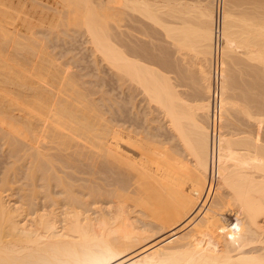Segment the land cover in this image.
<instances>
[{
	"label": "bare ground",
	"instance_id": "obj_1",
	"mask_svg": "<svg viewBox=\"0 0 264 264\" xmlns=\"http://www.w3.org/2000/svg\"><path fill=\"white\" fill-rule=\"evenodd\" d=\"M236 1L237 0H234V1L233 0H190V1L189 0H186V1L185 0L184 1H181V0L180 1H174V0L173 1L172 0H67L66 2L63 1L66 3L65 7L68 8L67 10H69V12L72 13L71 14L72 19L78 26L77 28H81L84 32L79 31L80 29L78 30L77 28L74 31L76 32L78 30L79 32H82L83 34H86L85 36H87L86 38H88V42L90 43L91 48L93 50L92 52H94L93 54L99 56L100 59L111 68V70L113 69L114 72L119 74L118 76H122L123 80L133 82L132 84L135 83L136 85L138 84L141 87L139 88L142 89V91L145 93L150 104L152 103L153 106L161 110L160 113L161 114L163 113L162 117L164 118L165 123L167 124V127H169L170 131L174 133V137L177 140V143L180 144L182 151H184V153H186L188 157V160L185 161L184 164H180L179 161L176 160L177 159L176 157H175L176 159H174V157L169 155L170 152L167 154L165 153L166 152L165 150V152L162 153L160 151L161 153L158 154L159 151L157 150L158 151L157 154L161 156V158H159L158 160L155 159L156 162L155 160H153L155 162V164H152V167L154 165V168H153L154 170L152 169L154 171V174L151 173V177L153 176L152 180L154 179L153 184L152 182L151 184L153 188L155 189V191L153 192V190L151 189L152 192L149 191V194L142 192L143 194L145 193L147 195V196L146 195L144 196L146 197L145 198L146 201H144L142 206L138 203L142 207V209H144V212H145V214L143 213L144 217L146 216L147 218L156 221L158 224L157 228L159 230H164V231L165 230L173 231L174 229H177L178 227H184V225L189 222L195 224L197 223L196 219L194 218L196 215L200 217L201 222H200V225L198 224V226L191 228L192 230L190 229L191 231L189 232H187L188 231L187 229L183 228L186 231V232L183 231L185 232L183 233V235H185L184 237H182L183 236L182 235L180 238V236L178 235L180 234L179 232L178 234L176 232H173V233H170V235H174L175 233L176 234L175 236L166 235V236H162V238L159 236L158 240H155V238H157L158 236L153 238L154 233L151 232L148 234L147 231L145 232H143L142 230L139 231L136 226V223L133 224L132 221L131 223L129 222L130 213H128L127 208H128V203L130 204V200H129L130 197H127V195L124 192H127V193L134 192L132 184L135 183L134 182L135 180H133L132 184L130 182L132 180L129 181L130 178L126 180L127 177L132 176L130 175V173H134V172H130L129 176L127 177L125 176L126 179H124L123 170L125 169V171H127L128 162L131 160V158L136 157L134 153L136 154L135 150L138 148L136 147L135 149L134 147H131V146L139 142V144L137 143V145L138 147L139 146L141 147L139 150L140 152L142 149H143L142 152H144L145 150L149 151V149L147 150L145 148L146 147L144 145L145 143L140 144V141H141L140 139H137V141L134 140L135 138H133L131 129L130 131V130H125V128L117 129V127H115L117 130L112 128L110 132H107L106 140H103L102 138H100L103 141H105L104 146L101 145L102 143L100 144V146L104 147V150L102 149L103 147H101V149L98 148L99 143L97 144L95 141L96 139L95 137H100L98 136L99 133H97V135L95 134V137H94L95 143H93L94 144L93 147L91 145V149L93 150H94V146H95V150L97 148L100 150H103V151H100V150L99 151L96 150V151L97 153L102 152V154L100 153L99 154L101 156L103 155L104 159L107 160L108 162L107 163L108 164L107 166L108 177L106 178L108 182L106 181L107 182L106 187L115 188V189L111 188L107 190L105 188L106 194L109 195L108 197H110V199L112 198L111 200L106 202V207H103L104 200L97 198L101 196V194L99 195L98 190H96L97 191L96 193H98L97 195H94L95 193H93L94 196L92 194H89L92 192V190H89L91 192L87 193L90 195L88 196L91 198V195H92L93 197L90 199L88 198V196H86L87 199H85V198H82L84 196L82 197L80 196V198H78L79 195L74 196L75 193L72 192L73 190L71 188L72 190L71 193L72 194L74 193V194L70 195L72 196L71 198L69 197V194L67 192L68 194L67 197H64L68 199L67 200L68 202H70V203H67V201L65 200L66 201L65 203H67L70 206L67 210H65V212H63L64 213L63 215L61 213L56 214L54 210L48 211V210L42 209L43 207H38L39 209L36 207L38 210H34V211L33 209H31L32 210L31 213L25 210L26 211L25 213L24 209L19 208L18 205L17 206L10 205V202H8L5 199V196L3 195L2 187L10 183V178L8 177H10L11 174L10 175L5 174L2 178H0V182L2 184V185L0 184L1 185V188H0V264H264V251H263L264 248H262L263 249L262 252H258L260 250L258 249L260 248L258 246L264 244V135L260 133H255L250 128H248L247 130L243 129L239 125L238 127L236 125L235 126L236 128L235 127L232 128L229 125L230 122L228 123V126H227L224 124L225 122L223 119L221 120H223L222 123L224 125L219 120L217 123L216 113H214L215 114L214 118H216L215 124H213L212 126L211 124H209L211 114L214 111L215 112L222 111V113L223 112L227 113L230 109L232 110L234 109L236 110V112L238 111L239 113H243V115L246 116V119L248 118L247 119L248 122L249 120L254 121L258 123L259 126L260 124L262 125L264 124V102L259 105L260 108L259 106H257V104H259L258 101H260V100H257L258 95H256V97L252 95L253 98H251L252 96L249 97L251 100V102H249L250 100L249 101L247 100L248 95L245 96L246 99L244 98L245 100H243V98L241 99L238 96H234L235 93L233 94V96H231L232 93L231 95L228 94V90L230 89V86H229L230 84L226 80L227 78L226 74L228 73L224 72V66L226 67L225 65L226 58H230L237 63L239 62L242 63V61L240 60H243V62L245 61L244 63L248 64L249 67L251 66L252 69L254 70V72L252 71V76L254 75L253 77L254 79L256 78L255 77L256 75L257 77H260L262 74V76L264 77V0H240V3L239 2L237 3ZM112 2H118L122 8L124 9L127 8L128 11H132L131 12L132 14L133 13L139 14V16H142L146 20H148L147 21L148 23L150 22V24L152 23L153 26L155 25V28L158 27L159 28L158 30H161L163 32L162 34H164L165 38L167 39V42L169 41L170 45L171 46L173 45L177 53L182 56L181 62L183 64H184L183 60H185L186 62L187 58L189 59L193 58L196 60L195 62L196 67H198L197 71L199 72V76L201 75L200 84H202L201 85L202 86V91H201L202 97L200 98L199 101H197V99H199L198 97L197 99H195V101L194 100L191 101V98H190V101L188 98H185V95L182 94V92H180V90L177 88L176 84L174 83L175 81L173 80L172 74L170 75L168 70L165 71L159 66L152 64L150 62H146L142 58L135 56L133 51L132 53L129 52V50L123 48L124 46L122 47V45L118 43V40H115L113 38V35L115 37L116 34H113L114 32H112L111 30L113 29L112 28L113 22H111L112 20L110 18L114 17L116 13L114 12V16H111V15L109 16V14L106 15L107 14L106 10L114 6V5L111 6L112 4L110 3ZM245 4L247 5V7H245ZM5 7L6 5L4 6V3L2 1L0 3V13L2 14L0 16V54L3 53L4 55L8 56V53L11 52L10 51L11 49L9 50V48L12 47L13 43L20 45L21 47L23 45L24 46L28 45L26 46V48H29V50L31 49L34 51H39L40 49L43 50L44 49L43 47L37 50V46L35 47L36 49H33V47L35 46L34 42L38 40L34 39L35 40L34 41L32 39V36H31L32 33L29 36L30 38H28V35L26 34L24 36V34L23 35L18 34V33L14 34V31L13 32L11 31L10 27L11 25H13L11 22L12 21L11 19H13L14 16L12 14H7L9 12L8 11L9 9ZM62 7L65 8L64 5H62ZM50 8H52L53 10L56 9V7L55 8L49 7V9ZM49 9L47 11H49ZM110 10L113 11V9H109V11ZM57 11L55 10L54 12L56 13ZM60 11L62 12V9ZM65 12H66V9L64 13ZM101 12L106 13V14L101 15L100 14ZM121 13H123V11ZM131 13L128 12V15L127 14L125 15L129 16ZM58 15L62 18L63 12H62V16L60 14ZM123 15L122 17L125 18ZM131 17H134V16H131ZM63 18H67V17L63 16ZM70 18L71 17H69V19ZM118 18L116 16L117 21L120 19ZM63 21L64 23L59 22V24L60 23L65 24L66 21L65 20ZM75 23L74 24L72 23V24L75 25ZM62 24L58 27H63ZM56 25H57V22L55 26ZM68 29L69 28H67L66 30ZM73 29L74 28H72L69 32H72ZM41 31H43V29L40 30V32ZM64 33L67 34L68 32L66 31V32H63V34ZM34 34L35 33H33L32 35ZM49 34L51 35L50 32ZM56 34L58 33H54V36ZM22 36H24V38L27 36L26 40H22L23 39ZM14 46H13L12 52L14 51ZM22 48L25 50V47H22ZM4 49L7 52H5ZM15 49H18V47ZM18 51H21V50H17V53H19ZM22 52L24 54L23 50L20 53ZM28 53L29 52H27V54ZM32 53L34 54V52ZM43 54L41 53L40 55L42 56ZM4 55H2L4 59L9 58L10 56L9 55L7 57ZM24 55L22 56L24 57ZM28 55H26L27 58H28ZM23 57H20V58H23ZM4 59L2 60L4 61ZM177 59H178L177 61L179 64L181 57ZM2 60L0 58V61ZM5 61L7 62L9 60H5ZM4 63L2 62L3 65L0 63V69L4 68L6 71V75H7V77H5L7 79H4V81H0V82H4L3 88H5L8 84H9L8 86L12 85L14 87L15 83H17L19 86H23L26 83H31L30 81L36 77L35 74L31 72V69H33L32 67L31 68L29 67L30 70H28L25 67L23 72L21 71L22 73H19L20 75H22V78L20 75H19L20 77L19 78L18 75H16L18 73H15L14 71H12L11 70L12 68H10L9 65L7 66V63L6 65H4ZM18 64H20L19 61H18ZM178 64L177 66L180 65ZM246 64H243V65H246ZM21 67L24 68V66H21ZM16 68H19V67H16ZM58 70L59 69H57V71ZM60 70H63V69H60ZM65 70L64 72H66ZM13 73H15V76L13 75ZM69 74L70 73L66 74L68 76L65 75L67 79L69 77ZM12 75L15 78L17 77L15 83L13 82L15 80H12L14 78ZM60 75H59V78H60ZM63 75L64 74H62L61 76ZM65 76H63V78L61 79H64ZM37 78L35 80H37ZM40 78H42V76ZM40 78L38 79V82L39 80H41ZM66 80L64 81L66 82ZM69 80H68V83L69 82L71 83L72 82L71 79ZM49 81H52V80L49 79ZM44 82H46V80ZM18 85L16 86L17 87L16 90L19 87ZM26 85L23 87V90L26 87ZM74 85L75 84H73V86ZM39 87H41V85L38 86L37 88ZM19 88H22V87H19ZM42 88H45V86L41 87L40 89ZM0 89H2V87ZM51 89L53 90L52 87L50 88V90L48 89L47 90L52 91ZM56 89L57 88H55V90ZM74 89L77 90V88H74ZM4 90L7 92V90L9 89L5 88ZM31 91H30L29 97L32 98L35 92L33 91L31 92ZM34 91H36V94H38L36 89ZM38 91H41V90H38ZM78 91L79 90H77V92ZM2 92L0 93V98L2 97ZM59 92H62V90L61 91L59 90ZM4 93L5 92H3V95ZM54 93L56 94V91ZM16 94L18 96L19 93H16ZM7 95L8 97L6 98ZM7 95H5V98L7 100L6 99L3 100L4 103L5 104H10L9 102L13 103L14 102V101L12 102L13 98L10 99L11 101L7 102L9 100L8 98H10L9 94ZM51 95H54V94H51ZM51 95H50V98H51ZM38 96L41 97V96H44V94L41 96L40 95ZM56 96L54 95L53 97L54 100L57 99ZM65 96L66 97L64 96L63 97L64 98L68 97L67 94ZM3 97L1 98V100L3 99ZM32 99L33 101H36L34 100L35 99L34 96ZM5 100L7 103L5 102ZM37 100H39V103H40V101L43 100V98L41 100L37 98ZM3 101H1L0 103V115L3 112H5V109L3 110L2 108V105H4V103L2 104ZM19 101L20 100H18V102ZM45 102H48V101L46 100ZM58 103L59 102H57V104ZM250 103H255L256 105L254 104L251 105ZM13 104L12 105L10 104V106H13V107L18 106V103L16 104V102ZM60 104L61 103H59V105ZM34 105H35L34 103H32V105L30 104V107L33 106L34 108L33 107L32 108L35 111V113H32V114H37L38 112L36 113L35 107H38L37 106L38 104H36L35 106ZM54 105L55 104H53V107ZM20 106L22 108V105ZM23 106H26V105L23 104ZM73 106L75 107L74 104ZM39 107H42V106L40 105ZM255 107H257L256 108L257 110L255 109ZM7 108L9 107H6V109ZM45 108L47 109V107ZM14 110H17V109H14ZM25 110L29 111V109H25ZM25 110L24 112H26ZM32 111L33 110L31 109L30 112ZM54 111H55V108H54ZM231 111H229V113ZM45 112H50V111L45 110ZM14 114L16 113H13L11 115L13 116ZM25 114L26 113H24V115ZM19 115L21 114L19 113ZM130 115H132V113ZM2 116L4 115L2 114ZM35 116L38 117V114ZM46 116L47 114L45 115V117L41 115L43 119L46 118ZM39 117H40V113H39ZM10 118L8 117L9 120ZM74 118L77 119L76 117ZM206 118L209 119V123H207V120H205ZM234 118H236V116H234ZM16 119H14L15 124H16ZM58 119H61V118L58 117ZM4 120L6 122V119ZM69 120H72V118H70ZM226 121L228 122V120ZM233 122H235V120ZM113 123L114 121L112 122V125ZM53 124H56V123H53ZM68 124L70 125V123ZM235 124L236 123H234V125ZM258 124L256 125L258 126ZM256 125L254 127H256ZM132 126L134 127V125ZM90 127L91 126H89V128ZM54 128H56V126ZM75 128L76 127H74V129ZM106 128H102V130L103 129L105 130ZM8 130H11V129H8ZM108 130H109V127H108ZM89 132L91 131L89 130ZM100 132L102 135L103 131H100ZM117 132L121 133V135H116ZM134 132L135 131H133V133ZM0 133L4 134V132H0ZM73 133H76V132H73ZM33 134L36 135L35 132ZM104 134L106 133L104 132ZM16 135L18 134H15V136ZM11 136H13V133ZM5 137L8 138L9 135ZM5 137L3 139H5ZM15 138L17 140L16 139L14 140V137L13 138L11 137V139L16 141L18 150H15L17 149L16 146L14 149L12 147L13 150L11 151L12 155H9L10 157L14 156V157H17L18 159L19 157L21 158L25 156L26 158V157H30L31 154L33 155V152L28 153V151L31 150L30 148L32 146L31 142H34L33 138H35V136L32 138V141L30 143H27V144H30V147H29L30 150H28L29 148H26V146L22 148L23 147L22 145H25V144H22L24 143V141L21 143L22 147L20 145L18 146L20 142H17V141L19 139L17 137ZM9 139L10 137L6 139V142L9 141ZM145 139H147V136H145ZM130 142L131 143L136 142V143L130 146L131 144ZM12 143L14 144V142ZM85 143L86 142L84 141V144ZM33 145H36V144H33ZM170 146L173 147L174 145L169 144V148ZM159 148H162V147H159ZM171 150L173 151L175 149L173 148ZM175 152L173 151L171 153L174 154ZM146 153L143 155H146ZM178 153H177V156H178ZM143 155H141V157ZM34 156L35 155H33V157ZM37 157L34 159L36 160ZM178 157H181V156H178ZM94 159H98V158L96 157ZM140 159H137L138 162H140L139 161ZM31 160L32 158H30V161ZM39 160H40L39 162H41L43 159L41 160L40 158ZM133 160L135 161L136 158L132 159L133 163L130 162L131 164L129 167H132L131 168L132 170H133V166H135L136 164L138 167L139 165H141V164L138 165V163L137 162L135 163ZM143 160H144V157L141 160V162ZM27 162H28V159H27ZM29 164H31V162ZM97 164L98 163H96V166ZM132 164L133 166H131ZM190 165L193 167L196 173L195 175L188 173V169ZM31 166H34V165L31 164L29 167L30 169H33ZM39 166L41 167L40 164ZM43 166L41 168L39 167L38 168L42 172L40 176H42V178H46V176L49 175V172H50L49 170H52L51 169L52 167L49 165L51 167L49 169V167L44 166L47 169V170L45 169L48 172L47 173L44 170ZM135 168L137 169L136 166ZM94 169H97V168L94 166ZM140 170H141V167L139 168V171ZM33 172L35 173L34 170ZM138 172L136 171L137 174ZM44 173L46 174V176L44 175ZM52 174L50 175L52 176ZM51 176L48 179L49 181H51L50 180ZM12 177L14 179V176ZM34 178L35 176H33V180L37 179L38 177H36L35 179ZM42 178L41 180H43ZM132 179H134V176L132 177ZM48 180L46 181L47 185L50 184V183L48 184ZM61 181L59 184H61ZM42 182L44 183L45 180H43ZM214 182H218V184H220V186L227 189V191H229V194H230V198L225 197V195L223 194L226 200L225 203L228 205L224 204L222 206L224 210L222 208L221 209L224 212H220L221 210L218 208L219 214H220L218 216L217 215L212 216L214 214L210 210L212 206L211 207L207 206L209 205L208 204V200L210 199L209 195L211 193L210 191H212L213 189L212 187L214 186L213 185ZM45 184L41 186H44ZM101 191L99 190L100 193ZM63 192L66 193V190H63ZM63 192L62 194H64ZM105 192L102 195H106ZM136 195L137 197H139V193H136ZM140 196L142 195L140 194ZM221 198H223V196ZM80 199H83V201ZM98 199L102 200L103 202H100ZM127 200L129 202L125 204V201L127 202ZM83 204L89 205V206L92 205L93 208L91 207L92 208L91 209L89 206H83ZM224 206H227V207H224ZM21 209L24 212H22ZM91 210H92V213L90 212ZM211 213L213 214L211 215ZM216 214H218V212H216ZM229 216L234 217L235 219L230 220L231 218ZM201 235L209 237V239L200 237Z\"/></svg>",
	"mask_w": 264,
	"mask_h": 264
},
{
	"label": "rangeland",
	"instance_id": "obj_2",
	"mask_svg": "<svg viewBox=\"0 0 264 264\" xmlns=\"http://www.w3.org/2000/svg\"><path fill=\"white\" fill-rule=\"evenodd\" d=\"M2 1L4 3V6L6 5V7L9 9L8 10L9 12L7 14H12L14 16L13 19H11L12 20L11 22L13 24L10 27L11 31L12 32L14 31V34H16V33L21 34V35L24 34V36L26 34V35H28V38H30L29 36H30L31 33L32 34L35 33L36 36H35V34L34 35L31 34L32 39L33 40L36 39L38 41L34 40L35 41L34 42L35 46L33 47V49H36L35 48L36 46H37V50L39 48H42V47L44 48L43 50L40 49L39 51H34V50L31 49L32 47L30 48L31 50H29V48H26V46H28V45H26V46L23 45L22 47H25V50H24L20 45H17L16 43L14 44L12 42L16 47L12 44V47L9 48V50L11 49L10 51L12 52L13 46H14V51L13 52H15V53H13V52L12 53L11 52L8 53V56L10 55L9 58H7L8 56L4 55L2 52H1L2 54H0L1 60L4 59V57L2 55L7 56V57H5L7 59H4V61L3 60L0 61V63L2 64V62L3 63L5 62L4 65H6V63H7V66L9 65V67L12 68L11 69L12 71H14L15 73H18V74H16V75H18V77L20 75L19 73H22L23 70L25 69V67L28 70H30L29 67L30 68L32 67L33 69H31V72L34 73L35 76H36L35 78L33 77L34 79L30 81L31 83H26L27 85L24 84L23 86H19L17 83H15L17 77L15 78L14 77L15 73H13L14 76L13 75L12 76L14 78L12 77L13 78L12 80H15V81H13L15 84H14V87L10 84L12 86L11 87V86H8L9 85L8 83H6L8 85L6 86V84H5V86H6L5 88L9 89V90H7V92L4 90L5 88H3L4 82H0V86L2 85L1 87L3 89V90L0 89V93L2 91L5 92L4 95H3V92H2V97L3 96L4 97H3L2 100H1L2 97L0 98V103H1V101H3L4 99H6L8 97L7 94H9V96H10V98H8L9 100L7 102L11 101L10 99L13 98L12 102L14 101L13 103L16 102V104L18 103L17 107H13V106H10V104L12 105L13 103L9 102L10 104H5L4 101H3L2 104L4 103V105H2V104L1 105H2L3 110L5 109V112L2 113L4 116H2V114L0 115V118H1L0 119V124H1L0 125V132H4V134L0 133V135H1L0 136V178H2L5 174L6 175H10L11 174V176L8 177V178H10V183H8V185H4L6 187H4V186L2 187L3 195L5 196V199L8 202H10V205H12V206H17L18 205L19 208H22V209H24V211L26 210V211H28L30 213L32 212L31 209H33V211H34V210H38L39 209L38 207H43L42 209H45V210H48V211H53L54 210V212L56 214L61 213L63 215L64 214L63 212H65V210H67L69 208V206H70V205L67 204V203H70V202L67 201L68 199L64 198V197H67L68 194H69V197H71V198H72V196H70V195H73L75 193L74 196L75 195H77V196L79 195L78 198H80V196L81 197L84 196L82 198L87 199L86 196H88L89 194L93 195V193H95L94 195H97L99 193V195L101 194V196L98 195L99 197H97V196L96 197L100 198V199H103L104 202L102 200H99V199L98 200L100 202H103V204H104L103 207H106V202L111 200L112 198L110 199V197H108L109 195L106 194L105 188L107 190V189H111L113 187H111V188L110 187H106L107 186V182H108V180L106 179L108 177V175H107L108 174V172H107V166H108L107 163L108 162H107V160L104 159L103 155L102 156L100 155V154H102V152H99L100 153L99 154V153H97V151H99L101 149V147H103L105 145V141H103V140H106L107 132H110L112 130V128L116 129L115 127H117V129H119V128H122V129L125 128V130H130L131 129L133 138H135L134 140L137 141V139H140L141 140L140 144L141 143H145L144 144L146 146L145 148L147 150L149 149V151L145 150L147 153L145 151L142 152V150H143L142 149L141 150L142 153H141L139 151L141 147L140 146L138 147V145H137V143L139 144V142H137V143L134 142L136 144L130 142L131 143L130 146L134 144L131 147H134L135 149H136V147L138 148V149L135 150L136 154L134 153V155L136 157H133V158H136V160L135 161L133 160V161L135 163L137 162L138 165L139 164H141V165H139V167H138L137 164H136L135 165L137 167V169H136L135 166H133V164H132L131 166H133V170L135 168V170L133 171L131 169L132 167H129L130 164L133 163L132 162L133 158H131V160L129 158L130 161L128 162V166H127V171L128 172L125 171V169L123 170L124 179H126V177L129 176L130 172H134V173H130V175H132V176L131 177H127L126 180H128V178H130L129 181L132 180V181H130L131 184L133 183V180H135L134 181L135 183L132 184L133 190H134V192H132L133 195L130 192H128L129 194L127 192H124L127 195V197L131 198V199L129 198L130 204L128 203L129 202L128 200H127V202L125 201V204L128 203L127 211H128V213H130L129 217H130L131 220L129 219V222L131 223V221H132L133 224L136 223V226H137L139 231H141V230L143 232L147 231L148 234L151 233V232L154 233L153 238L158 236L157 238H155V240H158L159 236L162 238V236L170 235V233H173V232H176L177 234L179 232L180 234H178V235L181 238L183 233L186 232L185 229H187L188 230L187 232H189V231L192 230L191 228L198 226V224L200 225V222H201L200 221V217L198 215H196L194 218L196 219L197 223L193 224V223L189 222V223H186L184 225V227H178L177 229H174L173 231L172 230H170V231H166L165 230L164 231V230H159L157 228L158 224H157L156 221H154L152 219H149L146 216L144 217L143 213L145 214V212H144V209H142L141 206L144 203V201H146V199H145L146 197H144V196L146 194H149V191H151V189L153 190V192L155 191V189L152 186V184L154 182L153 181L154 179L152 180L153 176L151 177V173L154 174V171H153L154 170L153 169L154 165L152 167V164H155L156 160L161 158V156H159L158 154H160L161 152L162 153L165 152V150H166L165 153H167V154L169 152L171 153L173 151L174 152L177 151L174 154L171 153L172 155L169 153V155L174 157V159L177 158L176 160H178L180 164H184V162L188 160V157H187L186 153H184V151H182V148H181L180 144L177 143V140L174 137V133L170 131L169 127H167V124L165 123V120L162 117L163 113L162 114L160 113L161 110L156 108L155 106H153L152 103L150 104L149 100L147 99V96L142 91V89H140L141 87L138 84L137 85L135 83L132 84L133 82H130V81H127V80H123V77L122 76H118L119 74L114 72L113 69L111 70V68L107 64H105L100 59L99 56L93 54L94 52H92L93 50L91 48L90 43L88 42V38H86L87 36H85L86 34H83L82 32H79V31H83V30L81 28H77L78 26L76 25V23L72 19V15H71L72 13L69 12V10H67L68 9L67 7H65V4H66L65 2L67 0H1V2ZM63 1H65V2H63ZM174 1H180V0H174ZM181 1H184V0H181ZM236 2L240 3V0H237ZM110 4H112L111 6H113V5L115 6V8H114V6L113 7L110 6L111 8H109V9H113V11L112 10L109 11V9H108V10H106L107 14L103 13L105 11L101 12L100 14L101 15L102 14H104V15L105 14L106 15L109 14V16L110 15L114 16V12L116 13V15L114 16L115 18L112 17L114 19L110 18L112 20L111 22H113L112 23L113 27L111 26L113 29H111V30H112V32H114L113 34H116L115 37L113 35V38L115 40H118V43H120L122 45V47L124 46L123 48L129 50V52L132 53V51H133L135 56H137L139 58H142L146 62H150L152 64H155V65L159 66L160 68L164 69L165 71L168 70L169 74L170 75L172 74L173 80L175 81V82L174 81L173 82L176 84V86L180 90V92H182V94L185 95V98H188L189 101H190V98H191V101L192 100L195 101V99H197V97H198L199 99H197V101H199L200 98L202 97V94H201V91H202V86L201 85L202 84H200L201 83L200 82V79H201L200 76L201 75L199 76V72L197 71L198 67H196V63H195L196 60L193 59V58H190V59L187 58L186 62H185V60H183L184 61V64H183L181 62L182 61V56L177 53V51H176V49L174 48L173 45L172 46L170 45L169 41H168L169 43L167 42V39L165 38L164 34H162L163 32L161 30H158L159 28L157 26H156L157 28H155V25L153 26L152 23L151 24H150V22L148 23L147 22L148 20H146L144 17L139 16V14H136V13L132 14L131 13L132 11H128L127 8L126 9L122 8L118 2H112ZM62 5H64L65 8H63ZM49 7H53V8L56 7V9H54V10L52 8L49 9ZM245 7H247L246 4H245ZM119 8H121L122 10L119 9ZM48 9H49V11H47ZM61 9H62V12H63V16L64 17L66 16L68 19L67 18H63L62 12L60 11ZM65 9H66V12L64 13ZM55 10L56 11L58 10V11L55 13L54 12ZM124 10H126V11H124ZM59 11H60V13H59ZM120 11L121 12L123 11V13L124 12H126V13H124V15H123V13H121ZM127 11L132 14V15L130 14L131 16H134V17H131L130 15L127 16L128 15ZM57 13L60 14L62 16V18ZM125 14H127V15H125ZM1 15L2 14L0 13V16ZM122 15L125 18H123ZM116 16H117V18L119 17L121 20L118 18L120 21L119 20L117 21ZM69 17H71V18L69 19ZM63 20H65L68 23L65 22V24H62V23H64ZM56 22H57V25L55 26ZM59 22H62V23L59 24ZM72 23L73 24L75 23V25H73ZM61 24H62L63 27H58ZM66 24H68V25H66ZM53 26H55V27H53ZM71 26L74 29H73L72 32H69L72 29ZM53 28H54V30L56 32L53 30ZM67 28H69V29L66 30ZM76 28L78 30L79 29L80 30L79 31L77 30L75 32L74 30ZM42 29H43V31L40 32V30H42ZM57 29L60 31V33H59V31ZM61 30L63 32L67 31L69 34L68 33L67 34L66 33L63 34V32ZM35 31H37V32H35ZM49 32L51 33V35L49 34ZM53 32L54 33H58V34H56L54 36ZM24 36H22V38H23V39L21 38L22 40H26L27 36L25 38H24ZM119 38H120V40H119ZM31 43H33V42H31ZM31 45H33V44H31ZM17 47H18V49H15ZM20 48H22V49H20ZM9 50H8V52H9ZM17 50H21V51L23 50L25 55L23 54V52L20 53L21 51H18L20 54L17 53ZM5 52H7V51L5 50ZM27 52H29L28 53L29 55L27 54ZM32 52H34V54ZM40 52L42 54L43 53L44 54L41 56ZM22 55H24V57ZM26 55H28L29 59L27 58ZM25 56H26V58H25ZM96 56H97V58H96ZM20 57H23V58H20ZM179 57H181V60L179 61V64L182 65V66H180L178 64V61H177L178 59L177 58H179ZM5 60H9V61L6 62ZM51 60H52V62H51ZM225 60H226V64H225L226 67L224 66V72L228 73V74H226V77H227L226 80L230 84L229 85L230 89L228 90V94L231 95V93H232L231 96H233V94L235 93L234 96H238L241 99L243 98V100H245L246 99L245 96L248 95V97H247L248 101L250 100L249 97H251L252 95L255 96V97H256V95H258L257 96L258 97L257 100H260V101H258L259 104H257V106H259L261 103H263L264 102V99H263L264 98V77L262 76V74H261L260 77H257V75H256L255 76L256 78L254 79L253 78L254 75L251 76V74H250V67H249L248 74L246 73V65H243V64H246V63H244L245 61L243 62V60H240V61H242V63L241 62L237 63V62L233 61L230 58H226ZM230 60H232V61H230ZM15 61H17V62H15ZM18 61H19L20 64H18ZM41 61H43V62H41ZM177 64L179 66H177ZM27 65H28V67H27ZM21 66H24V68L21 67ZM16 67H19V68H16ZM41 67L44 68V69H42ZM67 68H68V70H67ZM16 69L18 70V72H17ZM57 69H59V70L57 71ZM60 69H63V70H60ZM176 69H178V72H177ZM0 70L3 71V72L0 71L1 72L0 81H4V79H7V78H5V77H7L6 71H5L4 68H1ZM19 70H20V72H19ZM37 70H38V72H37ZM64 70L66 72H64ZM253 72H254V70H253ZM61 73L64 74L63 76H65L67 73H70V74L73 73V74L72 75L69 74L68 79L66 77L68 75H66L64 79H61V78H63V76H61L62 75ZM36 74H38V75H36ZM58 74L59 75L61 74L60 78H59ZM1 76H3V77H1ZM20 76L22 78V75H20ZM32 76H33V74H32ZM41 76H42V78H40ZM70 76H72V77H70ZM251 77H252V81H253V87L252 88H251ZM26 78H28V77H26ZM36 78H37V80H35ZM39 78L41 80H39V82H38ZM49 79L52 80V81H49ZM53 79H54V81H53ZM69 79H71V81L73 83L72 82L68 83ZM45 80H46V82H44ZM59 80H61V81H59ZM64 80H66V82ZM102 80H103V82H102ZM34 81H36L37 83L34 82ZM33 84L35 85L36 88L34 87ZM73 84H75L76 86L74 85L75 86L74 87ZM17 85L19 87H22V88L18 87V89L16 90V88H17L16 86ZM25 85H26V87L24 88V90H25L24 91L23 87ZM40 85H41V87L45 86V88H42V89H40L41 87L37 88ZM60 85H62V86H60ZM234 86H235V88H234ZM33 87H34V89H33ZM51 87L53 88L54 91L52 89H51L52 91H48V90H50ZM54 87L57 88V89L55 90ZM74 88H77V90H79L78 91L79 93ZM21 89H22V91H21ZM27 89H29V90H27ZM35 89L37 90L38 94H36V91H34ZM12 90H14V91H12ZM26 90H27V92H26ZM31 90L33 92H35L34 94H36V95H34L32 93L34 98H35L34 100H36V101H33V99H32L33 96L32 95H31L32 98L29 97ZM38 90H41V91H38ZM59 90L60 91L62 90L63 93L59 92ZM44 91H45V93H44ZM55 91H56V94L54 93ZM15 92L19 93L18 96H17V94ZM74 92L77 93L78 95L75 94ZM43 94H44V96H41ZM51 94H54L55 96L57 95L58 96V97L56 96L57 99L54 100V98H53L54 95H51ZM66 94H67L68 97L64 98V97H66L65 96ZM5 95H7L6 98H5ZM38 95H40L41 97H39ZM50 95H51V98H50ZM36 96H38V97H36ZM253 96L251 98H253ZM27 97L30 98V99H28ZM261 97H263V98H261ZM24 98H25V100H24ZM37 98L40 99V100L43 98V100H41L42 103H41V101L39 103V100H37ZM48 98H50V99H48ZM52 98H53V100H52ZM6 100H5V102H6ZM18 100H20V101L18 102ZM46 100L48 102H45ZM26 101L27 102L29 101L31 105H32V103H34L35 105L38 104L37 105L38 107H35L36 108L35 109L36 113L38 112L37 113L38 117L35 116L37 114H32V113H35V111L33 109L34 107L33 106L30 107L29 102L27 103ZM57 102L61 103L62 105L61 104L59 105V103L57 104ZM249 102H251V100ZM22 103L24 105H26V106H23ZM255 103H250V104L251 105L252 104L256 105ZM47 104L50 105V106H48ZM53 104H55L54 107H53ZM73 104L75 105V107L73 106ZM13 105H15V104H13ZM20 105H22V108H21ZM40 105L42 107L44 105V107H43L44 109L42 107H39ZM4 106L9 107V108L6 109V107H4ZM28 107H30V108H28ZM45 107H47V109ZM37 108H38V110H37ZM54 108H55V111H54ZM256 108L257 107H255V109ZM259 108H260V106H259ZM14 109H17V110H14ZM25 109H29V111H27ZM31 109L33 110L32 112H30ZM24 110L26 112H24ZM45 110L46 111H50L51 113L50 112H45ZM231 110L232 109H230L229 111H231ZM10 111L13 112V113H16V114L13 115L15 117H13L11 115L13 113H11ZM19 111H21V112H19ZM229 111L227 112L228 115H227V113H224V112L222 113V111L221 112H218V111L215 112L214 111L211 114L210 123H209V119L206 118L205 120H207V123L211 124V126H212L213 124H215V119L217 118L216 119L217 123H218V120L221 121V123L224 120V122H225L224 124L228 126V123L230 122L229 125L232 128H234L236 125L238 127V125H239L243 129L247 130L248 128H250L255 133H260V134L264 135V124L263 125L260 124V126H259V124L254 122V121L249 120V122H248V120H247L248 118L246 119V116L243 115V113H239L238 111L236 112V110H234V109L230 113H229ZM41 112H43V113H41ZM19 113L21 115H23L24 117L19 115ZM24 113H26V114L24 115ZM39 113H40V117H39ZM52 113L55 114V115H53ZM131 113H132V115H130ZM214 113H216V118H214L215 117ZM218 113H220V114H218ZM46 114H47L46 118L43 119L41 117V115H43V117H45ZM237 114H239V115H237ZM63 115H64V117H63ZM126 115H128V116H126ZM229 115H231V116H229ZM55 116H57V117H55ZM234 116H236V118H234ZM8 117L9 118L11 117L12 119L10 118V120H9ZM18 117L19 118L21 117V118L19 119ZM51 117H53V118H51ZM58 117H60L61 119H58ZM74 117H76L77 119H75ZM222 117H224V118H222ZM227 117L228 118L232 117V118L231 119L229 118L230 119L229 120ZM13 118L14 119L17 118L16 119V124H15V121H14ZM29 118H31V119H29ZM68 118L69 119L72 118V120H69ZM92 118H94V119H92ZM4 119H6V122L8 124L5 122ZM56 119H57V121H56ZM221 119H223V120H221ZM18 120H19V122H18ZM64 120H65V122H64ZM226 120H228V122ZM232 120L233 121L235 120V122H233ZM113 121H114V123L112 125ZM52 122L56 123V124H53ZM108 122L110 123V125H109ZM24 123H26V124H24ZM68 123H70V125ZM234 123H236V124L234 125ZM231 124H233L234 126L231 125ZM256 124H258V126ZM132 125H134V127ZM255 125H256V127H254ZM18 126H20V127H18ZM55 126H56V128H54ZM57 126L59 127L60 130L58 129ZM89 126H91L92 128L91 127L89 128ZM112 126H114V127H112ZM74 127H76V128L74 129ZM93 127H95L96 129L93 128ZM101 127L102 128H106L107 127V128L105 130L104 129L102 130ZM108 127H109V130H108ZM6 128L11 129V130H8ZM26 128H27V130H26ZM22 130H23L24 133L22 132ZM89 130L91 132H89ZM94 131H95V133H94ZM100 131H103L102 135H101ZM133 131H135V132L133 133ZM25 132H27V133H25ZM34 132H35L36 135L33 134ZM73 132H76V133H73ZM104 132L106 134H104ZM12 133H13V136H11ZM97 133L100 134V135L98 134V136H100V137H95V134L97 135ZM15 134H18L19 136L18 135L15 136ZM87 134L88 135L90 134L89 137H88ZM3 135H4V137L9 135V137H10L9 141L6 142V139H8L9 137L8 138L5 137V139H3L4 138ZM33 135L35 136V138H33L34 137ZM104 135H106V136H104ZM116 135H121V133L117 132ZM132 135H131V137H132ZM102 136H104V137H102ZM145 136H147V139H145ZM11 137L12 138L14 137V140L16 139L15 137H17L19 139L17 141V142H20L18 144V146L19 145L21 146L22 144H25V145H22L23 147L21 146L22 148H24L25 146H26V148H29L30 144H27V143H30L32 141V138H33L34 139L33 141L35 143L31 142L32 146L30 148H31L32 151L30 150V148L28 150H30L31 152L28 151L27 149L26 150L28 151V153H32L33 152V155H35V156L33 157L32 154L31 155L29 154L30 157H26L28 159V162H27V159L25 158V156L21 157V158L19 157L18 159H17V157H14V156L10 157L9 155H12L11 151L15 148V146L17 148L15 150H18L16 141L11 139ZM100 138H102L103 140L100 139ZM94 139H95L97 144L99 143L98 144V148H100V149L97 148L96 149L97 151L95 150V146H94V150L95 151L93 149H91V145L93 147V145H94L93 143H95ZM23 141H24V143H22ZM84 141L87 144L86 143L84 144ZM172 141H174V142H172ZM12 142H14V144ZM160 142L161 143L163 142V143L161 144ZM33 144H36V145H33ZM100 144L103 145V146H100ZM169 144H171V145L173 144L175 147L174 146L173 147L170 146V148H169ZM9 145H11V146H9ZM7 146H9V147H7ZM12 147H13V149H12ZM159 147H162V148H159ZM173 148L175 150L172 151L171 149H173ZM102 149L104 150V147ZM103 150H100V151H103ZM157 150L159 151V153H158ZM92 152H93V154H92ZM94 152H95V154H94ZM138 152H139V154H138ZM145 153H146V155L148 157L146 155H143ZM177 153H178V156H181L182 158L178 157ZM36 154H37L38 157L36 156ZM89 154H91V155H89ZM97 154L100 155L101 157L98 156ZM140 154L143 155V156L141 157ZM94 155H95V157H94ZM36 157H37L38 160L34 159ZM96 157L98 159H94ZM143 157H144V160L141 162ZM30 158H32L31 161H30ZM40 158H41V160L43 159L42 161H44V162H42V161L39 162ZM100 158H102V159H100ZM25 159H26V161H25ZM78 159H79V161H78ZM137 159H140L139 161L141 163L138 162ZM102 160L103 161L105 160L104 161L105 163ZM153 160H155V162ZM13 162H14V164H13ZM30 162H31V164L34 165V166H31L33 169L29 168L30 165H31V164H29ZM51 163H52V165H51ZM96 163H98L97 166H96ZM101 163L104 164V165H102ZM28 164H29V166H28ZM39 164L41 165V167L44 165L45 167H49V169L52 167L51 168L52 170H49L50 171L49 175H47L49 177H47L46 174H45L47 172L46 171L47 169L44 166H43L44 170L46 169L45 170L46 172L44 173L46 178H42V176H40L42 172L39 169V168H41L39 166ZM144 164L145 165L147 164V165L145 166ZM94 166L97 169H99V170L94 169ZM36 167H37V169H36ZM140 167H141L142 171L141 170L139 171ZM143 167H144V169H143ZM12 168H14L15 170L12 169ZM38 169H39V171H38ZM90 169H92V170H90ZM30 170H31L32 173L30 172ZM33 170L35 171L37 176L35 175ZM8 171H10V172H8ZM14 171H15V173H14ZM136 171L137 172L139 171L138 174L136 173ZM151 171H153V172H151ZM188 173L189 174H193V175L196 174L194 169H193V167L191 165L189 166ZM32 174H33V176H35V178L36 177H38V178L37 179L34 178L35 180H33ZM50 174H52L53 178H52V176ZM12 176H14V179H13ZM50 176H51V179H50L51 181L48 180L50 178ZM57 176H59V177H57ZM133 176H134V179H132ZM41 178L43 180H45V182L48 180V184L49 183L50 184L47 185V182H46V184H45V182L43 183L42 182L43 180H41ZM59 178H60V180H59ZM58 180H59V182H58ZM60 181H61L62 185L59 184ZM151 182H152V184H151ZM0 184H1V182H0ZM43 184H45L46 186L45 185L41 186ZM65 184H66L67 187L65 186ZM1 185H0V188H1ZM213 185H214L212 187L213 189H212V191H210L211 193L209 195L210 199L208 200V204L210 206L209 205H207V206L208 207L212 206L210 208V210L214 213V214L211 213V215L213 214L212 216H215V215L218 216V215H220L218 208L221 210L220 212H224L223 211L224 208H222V206L224 204L228 205V204L225 203V201H226L225 197L230 198V194H229V191H227V189H225L224 187L220 186V184H218V182H214ZM99 187H100V189H99ZM71 188H72L73 191L71 190ZM113 189H115V188H113ZM63 190H66V193H64ZM69 190H70V192H69ZM89 190H92V192L89 191ZM96 190H98V193H96L97 192ZM99 190L100 191L102 190L101 193L99 192ZM144 190H146V191H144ZM71 191L74 192V193L72 194ZM62 192L64 194H62ZM67 192H68V194H67ZM89 192H91V193H89ZM104 192H105L106 195H102V194H104ZM142 192H145L146 194L145 193L143 194ZM87 193H89V194H87ZM136 193H139V197L140 198L137 197ZM83 194H85V195H83ZM140 194L142 196H140ZM223 194L225 195V197H224ZM92 195H91V198L94 196V195L93 196ZM89 196H88V198H90ZM222 196H223V198H221ZM142 197H143V199H142ZM135 199L138 200V201H136ZM140 199H141V201H140ZM65 200L67 201V203H65L66 202ZM80 200L83 201V199H80ZM219 200L220 201L223 200V201L220 202ZM69 201H70V199H69ZM83 206H89V205L83 204ZM89 207L93 208L92 205H90ZM224 207H227V206H224ZM214 208L217 211H215ZM24 211L22 210V212H24ZM26 211H25V213H26ZM90 212L92 213V210ZM216 212H218V214H216ZM229 217L231 218L230 220L235 219L234 217H231V216H229ZM183 228H185V229H183ZM183 231H185V232H183ZM175 235L176 234L174 233V235H170V236H175ZM184 236L185 235H183L182 237H184ZM200 237L209 239V237H206V236H203V235H201ZM263 246H264V244L258 246V247H260V248H258V249H260L258 252H262V250H263L262 248H264Z\"/></svg>",
	"mask_w": 264,
	"mask_h": 264
},
{
	"label": "crops",
	"instance_id": "obj_3",
	"mask_svg": "<svg viewBox=\"0 0 264 264\" xmlns=\"http://www.w3.org/2000/svg\"><path fill=\"white\" fill-rule=\"evenodd\" d=\"M247 65V67H246V73L248 74V72H249V65L248 64H246ZM207 67V66H206ZM250 74H251V76H252V71H253V69H252V67L250 66ZM177 70V72H178V69H176ZM253 87V81H252V77H251V88Z\"/></svg>",
	"mask_w": 264,
	"mask_h": 264
}]
</instances>
